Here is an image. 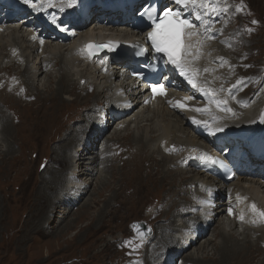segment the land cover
<instances>
[{"label": "rangeland", "instance_id": "374dc122", "mask_svg": "<svg viewBox=\"0 0 264 264\" xmlns=\"http://www.w3.org/2000/svg\"><path fill=\"white\" fill-rule=\"evenodd\" d=\"M228 2H230V0H228ZM240 6L242 7L241 14H244L246 16L253 14V18H250V20L251 19L257 20L258 25L254 26L255 30H253L250 33L249 38H246L243 42H240V47L238 49H242L240 51V54L243 55L244 57H247V59H248L247 65L249 66V68L252 67V65H253L251 62L254 63V66L262 65V64H264V0H241ZM247 23H248V21L245 24L247 25ZM19 25H21V24H19ZM7 39H8V43L6 42V46L10 49L11 47H9V46L12 45V40H11V38H7ZM7 39H5V41ZM4 47H5V42L0 43V53L2 52V53L8 54V52H10V50L7 49V51H5ZM13 53L17 56V53L12 52V54H11L12 56H9V58H8L9 61H13L16 58V56ZM6 61H4V64L6 63ZM53 61H58V60L56 58ZM0 62H1V59H0ZM22 65H23V63H21V65H20L21 68H22ZM1 67L2 66H0V68ZM56 68L54 70H52V72H54L53 74H55V75L52 74V77L49 80L50 83L47 84L46 87L43 88V92L38 89L39 86L37 87V89L42 92L41 94H46L45 90H47V89L55 90V88L57 87L58 75H56V73L59 74V67H56ZM83 68H85V67H83ZM18 72L22 73L23 70H18ZM6 73H8V72H6ZM6 73L4 72L3 69L0 72V99L2 100L6 96L7 97L8 96L9 97L14 96L15 98L18 99V102L16 101L13 103L12 99L2 100V101H4L3 102L4 104L0 102V106L2 107V112H0V114L1 115L4 114L8 118L7 121L13 125V131H14V132L12 131L11 135H10L12 138L11 140L13 142V151H14V152L12 151V155L7 154L9 152H7L6 147H4V145L2 147H0V154H1V158H0V161H1L0 162V180H1L0 181V201L4 202V204H5L4 213H6V216H7L6 217V223H4V226H5V228L7 227V230L11 228L16 233L14 235H12L11 233L13 231L12 232H10V231L5 232V230L0 229V230L4 231L2 233L3 235L0 234V242L4 241V243H5L4 247H3L4 249L3 248L0 249V264H104V263L105 264H124L129 259L134 260L133 264H135L136 261L140 260V259H143L145 264H150L151 261L148 258L151 257V255H152L151 253L155 252L154 249L157 246V242H155L156 241V239H155L156 233L154 232V228L156 230V228L158 226H162L163 221L166 219V217H169V215H172L174 212H176L177 203L179 204L181 202L180 204H182V201H184L185 199H189V198L186 197L184 194H181V196L179 195V198H181V200L178 198H175L176 196H174V202L175 203L173 201H171V203H169L171 196L166 197L168 190H170L171 188L177 190V188H173L172 185L167 184L169 182H165L161 179L163 176V173H162L163 167H161L160 165L154 166L155 164L158 163L157 159L154 160L155 163H150V162H146L144 159L140 160L141 158L138 157L135 166L136 167L139 166L142 168V172L140 173L139 177H137L135 175V172L132 171V168H130L128 170L123 166V164L126 163L127 160L129 161L131 159V157L133 156L132 154H130L128 152L129 147H130L128 145L129 140L124 135L123 130L115 129L116 133L121 135L120 138L115 139V140H117L118 142H121L123 145H125L123 147V148H125V151H124L125 153L124 152L120 153L121 155H118V157L116 158L117 161L111 164V166L113 165L116 169L113 172V174H112V169H108L111 167L110 163L108 164V167L106 166V164L103 166V168H104L102 171L103 173H101V170H102L101 165L99 166V164L101 162L98 163L99 161L97 159H95V161H91V160L89 161L88 160L87 164L80 165L84 169L94 168V169H96V173H94L93 178L91 179L90 185L88 186L85 193L83 194V198L81 199L79 204H77L74 208L72 207L71 209L69 208V206H67V207L61 206V208H57V209L51 208V207L47 208V216L50 220L51 226L53 227L51 229V232L48 233L47 235H42V234L36 235L34 232H32V229H31L30 233L27 232L26 235H24V231L26 230V228H27L26 226L28 225L27 223L24 224V222L29 220V217H28L29 216V209H30V206L32 205L34 194L36 193V191H38V192L41 191V188L43 186V184L41 183L42 173L46 171L45 177H47L48 176L47 172L50 171V169H51V171H52V169L55 170L54 172H62L64 175H66V173L68 172L67 173L68 174L67 180H69V177L72 176L74 174V172L77 173V168L76 169L73 168L72 170L70 168L69 169L70 172H69L67 165L65 163L57 162L59 164L56 163L57 165H54L53 161H50V162L48 161L49 160L47 158L48 155H50L51 158L54 157V154L52 153V151L54 149V145L57 143L59 138H61V136H59V134H57L53 137V140L51 142H49V144H47L46 148H42V147H44L42 145V142H41L42 140L39 141V144L41 146L39 144L35 145L34 142H31L33 140L30 138L29 134H27V133H29L28 132V125L30 123V118L33 117L35 114H38L40 116L39 121H42L43 124L46 127H48L47 128L48 130L54 131L55 128L53 126H51L50 122L48 125H46L45 122L43 121V119H46L47 117H49V115H51V113L54 111L55 108H54V106L51 107L50 102L48 100H46V97L44 95L37 97V100H35V101H33L34 97H32V98L27 97L26 98L24 96L25 93L23 92V91H26L24 85H23L22 90H15L14 92H12L11 90H13L14 88L12 86H9L10 84L7 82L11 81L12 84H15L16 82L19 81V79H14V77L12 75L9 76ZM15 73H16V71H15ZM214 74L216 75V73H214ZM1 78H3L2 81H1ZM19 82L22 83L21 81H19ZM74 83H76V84L78 83L77 79H75V81L73 80V84H72L73 90L75 89L73 86ZM16 84H17V86L20 85L19 83H16ZM101 84L98 86L97 90H102V85H104V84H102V85ZM33 85L37 86L36 82H33ZM77 86H79V84H77ZM80 87L83 88V85H80L79 88ZM11 88H13V89H11ZM5 91H7V92H5ZM83 92H80L79 90L75 89L74 93L69 94L70 95L69 97L72 98V100H70L68 102V105L63 108L65 113H64L62 118L66 117V118H64V121L67 118L70 119L76 113H78V115H79L80 114L79 110H82V109L90 106L92 104V102H94L93 93H89L88 91H83ZM3 93H4V95H3ZM40 98H41V100H40ZM28 99L31 102H27ZM29 103L32 105H30ZM76 103H77V105H76ZM26 104H28V105H26ZM12 106H15V108L12 109ZM162 106L163 105L158 106L159 108H161V112H159V115L160 116L168 115V116L165 117V119L167 121H164V122H163V120L161 121L159 118H157V119L155 118L156 119L155 123L158 125L157 131L159 130L160 126L166 127L165 124H167V122H170L171 126L174 125L176 128H181L182 124L179 122L180 121L179 118L171 117L168 113H166L164 111ZM8 107H9V109H8ZM14 111L18 112V116H19L18 119H16ZM149 115H151V117H152V114H149ZM44 117H46V118H44ZM93 117H95V116H93ZM93 117L91 119H93ZM20 119L23 120V122L25 121L24 127L26 129H24V131L18 130V128H19L18 120L20 121ZM79 123L80 122L75 123L74 128L77 127L79 125ZM116 123L115 124L118 126L119 125L118 122H116ZM141 125H143V123L139 124V126H141ZM54 126L56 127V126H58V124H54ZM117 126H116V128H117ZM132 128L134 129V127H131V129ZM153 129L156 131V128H153ZM115 130H109L107 132V135L102 134L103 135L102 138L98 139V141H95V143H93V144L96 146L97 145L102 146L103 143L105 142V140L107 138L111 137L112 134L115 133ZM137 131H138L137 128L134 129V132L132 131L133 136H137V137L140 136V134H141L140 131H138L139 133H137ZM157 131H156V133H157ZM41 132H44V131L40 130L39 133H41ZM160 132L161 131H159L158 133H160ZM14 133H16V134H14ZM47 134L48 133H45V135H47ZM152 135H154V134H151V136ZM94 138L95 137L93 136L92 139H94ZM152 139H153L154 143L156 144L157 138L154 137ZM24 140H25V142H24ZM43 142H45V141H43ZM38 150H40L41 153ZM4 151H6V155H3L5 153ZM74 151H77L76 147H75ZM130 152H131V150H130ZM22 154H23L24 158L21 157ZM41 154H42V157H41ZM144 155H146V154L143 153L142 157ZM16 156L17 157L19 156V158L21 159V162L18 165V167H17V164H13ZM26 156H29V157H26ZM33 157L34 158L39 157V158L34 159ZM154 157L157 158V156H154ZM38 159H39V161H38ZM33 160H36V161H33ZM11 161H12V163H11ZM18 161H19V159H18ZM126 164H125V166H126ZM151 164H152V166H151ZM74 165H76L75 167H78L77 160L73 161L71 167H73ZM13 166H14V168H13ZM45 167H46V169H44ZM164 169H165V167H164ZM167 169H168V167H167ZM27 170H28V172H27ZM16 172H18V173H16ZM158 172H160V173H158ZM118 173H120L122 176ZM150 173H155V175L149 177L148 174H150ZM117 174H118V176H117ZM158 174H160V175H158ZM180 175L181 176L177 175L178 177L176 178L175 184H179L182 181V179L185 180L184 182H186L192 174L190 172L187 173V172L183 171V173ZM30 178L33 180H31ZM4 179H5V181H4ZM39 180H41V181H39ZM29 181L31 182V184L29 183ZM61 181H62V176H61ZM134 184H135V186H130V185H134ZM31 185H32L33 189L32 188L30 189ZM73 185H77V184L73 183ZM38 186H39V188H38ZM249 186L251 188H257L258 187L257 185H254V184H249ZM104 187H106V189H104ZM187 187L189 189V186H187ZM75 188H76V186L74 188H70V191H72ZM58 189L53 190L52 193L49 192L50 195H48L47 197L49 198V200H51V202H53L55 200ZM143 191L145 192L144 195H143ZM260 191H264V190H260ZM25 193H27V194H25ZM119 193L121 195H118ZM31 195H32V197H31ZM164 195H165V197H164ZM121 196H123V197H121ZM262 196L264 197V194ZM123 198H124V200H123ZM129 198L130 199L132 198V199L130 200ZM141 198H142V200H141ZM144 198H145V200H144ZM129 200H130V203H129ZM146 200H149V201L151 200V201L149 203V201H146ZM141 201H143V203H141ZM176 201H177V203H176ZM68 202L71 203V196L69 195V192L67 194V202L64 205H67ZM112 202H113V204H112ZM138 202L141 204H138ZM121 203H124V204H121ZM116 205H118V206H116ZM120 205L123 207H121ZM152 206L155 208L153 209ZM158 206H159V208H158ZM17 207H19V208L21 207V208L19 209ZM115 208L116 209L119 208V211H118V209L116 211ZM121 208H122V210H121ZM157 208H158V210H157ZM108 210L113 215L116 214L115 215L116 217L114 219H111L109 217L110 216L109 214H111V213H108L107 212ZM104 211H105V213H108L107 216L103 215ZM114 211H115V213H114ZM126 211H127V213H126ZM151 214H152V216L149 217V215H151ZM12 221L17 223V224L14 225V223ZM149 222L152 224H149ZM165 223H167V222H165ZM217 223H219V221L213 222L210 226L209 231L207 229L206 234L202 235L201 238H199L197 241H195L191 247L187 248L184 251V253H186V254H184V255L182 254V256H183L182 259L185 256L190 255L192 257L194 256L195 258H197L196 260L200 261V263H202V264H211V263L216 264L217 263L218 258H219V254L215 250L211 251L210 246H208V247L206 246L207 249L202 248L204 243L208 242L207 241L208 239H210L211 241L214 239L212 237V234L214 233L213 229L216 230L218 228ZM102 224H103V226H102ZM141 224H146V226H148V227L151 226L152 231H151L150 235H152V237L148 241L141 243L140 246L137 248L138 241L133 237L132 226L133 225H141ZM153 225H154V227H153ZM22 228L24 230H22ZM17 231H20V232H17ZM234 233H235L236 237L241 241L244 238V236H245V238H247V235L243 234V232L242 233L238 232L236 229H234ZM259 234H261V233H259ZM10 235H12V237ZM7 236H8V238H7ZM23 236H24V238H23ZM240 236H241V238H240ZM4 238H5V240H3ZM245 238L243 240H245ZM248 238H247V242L249 245H252V247H254L256 249L264 247L262 244L257 245L255 242V239L250 240V238L249 239ZM128 239H130V241H132V244L130 245L131 247H129V245L126 243L129 241ZM259 240H261V239H259ZM263 240H264V238H263ZM10 241H12V242H10ZM133 241H135V243ZM252 241H253V243L251 244L250 242H252ZM245 242H246V240H245ZM245 242H243V244ZM8 243H9V245H8ZM10 244H11V246H10ZM142 247H144V248H142ZM130 248H131V250H130ZM171 253H177V250H175L174 252H171ZM262 260H264V253L260 256V258L255 259L254 261L257 264H261L260 262H262ZM112 262H114V263H112Z\"/></svg>", "mask_w": 264, "mask_h": 264}, {"label": "bare ground", "instance_id": "6f19581e", "mask_svg": "<svg viewBox=\"0 0 264 264\" xmlns=\"http://www.w3.org/2000/svg\"><path fill=\"white\" fill-rule=\"evenodd\" d=\"M33 2L36 3L37 5H40L41 0H33ZM43 4L47 5V2L45 0H43ZM42 9L43 8H40L39 12ZM189 16H190V19H193V16H191V15H189ZM20 24L22 25V23H20ZM17 29L18 28H16V26L9 24V25H7L6 32L3 33L2 35H0V43L5 42V47H4L5 51H7V49H9L6 46V42L8 43V39L7 38H11V40H12V45L9 46V47H11L9 49L10 52H8V54L1 52L0 53V58H3V60H8L9 56H12L11 55L12 52L17 53V56L13 53L16 56V58L13 61H9L8 60V64L5 65V66H2L1 69H3L5 73L8 72L12 76L15 75L17 77V79H19L22 82L21 84L24 85L25 89H26L25 94H24V96L26 98L34 96L36 98L35 100H37V97H39L41 95H44L46 97V100H48L50 102L51 107L54 106L55 109L51 113V115H49V117H47V118L44 117L46 119H43V121L45 122L46 125H48L49 122H50L51 126H53L55 128L54 131L48 130L47 129L48 127H46L43 124L42 121H39L40 120V116L38 114H35L33 117L30 118V123L28 125V132L29 133H27V134H29L30 138L33 140L31 142H34L35 145H38L39 141L42 140L41 142H42V145L44 146L42 148H46L47 144H49V142H51L53 140V137L55 135L59 134V136H61V138H59L57 143L54 145V149L52 151V153L54 154V157L51 158L50 155H48L47 158L49 159L48 160L49 162L53 161L54 165H57L59 163H65L67 165V168H68V171H69L73 161H75V159H74L75 154H72V153L81 152L80 146L82 145V143L85 141L86 138H89V142L90 143H92V144L95 143V140L92 139V137H91L92 135L94 136L92 124L95 122V117H93V116H95L94 115L95 114V108L97 106H102L104 108H107L109 106V104H111L113 102V100L123 101V100H120L122 98H124L125 100L130 101L131 103L133 101L138 103L139 102L138 101V95L141 94V90L140 89H135V90L128 91V89H127L128 86L125 85L126 81L123 80L125 78V76H124V74H121V72H120L121 69H122V66H117L116 69L111 67L110 71L112 72V77H114V80H110L109 79L110 77L106 76V71L105 70H102V72H101L102 75L98 71L92 70V68H91V67H93L92 63H88L86 66H84L85 68H82L80 70H76L78 74L75 72V70H71V69H74V68L79 69V67L82 66L84 60L82 61L78 57L70 55L69 51H72L74 48H75V51H76V49L81 44L83 36L87 35V37H92L94 35L93 34L94 32H97L99 34H104V32L105 33H110V31L107 30V29H103V28H100L98 26L92 27V25L86 26L84 29L78 30L75 33V37L72 40L67 42V46H68L67 49H63L62 45L53 44V43H50V42H49V45L45 44L43 46H42L41 43H36V42H32V41L30 42L26 38V34L23 33L25 31L22 32L21 28H19L20 30H17ZM32 33L28 31L27 35L29 34V36H31ZM115 33L120 34L121 32H115ZM124 33H126V32H124ZM126 34L130 35V32L129 33L127 32ZM5 39H7V40L5 41ZM191 40H192L193 44L195 45V47L193 48L194 54H195V49L196 48L200 49V53L195 59L196 62L200 61V60H206V58H204L205 55H206V46L211 41H208L209 39H205V37H201L200 38V37H197V36H194ZM197 42H202V43H197ZM219 47L221 49H223L222 46L214 44L213 47H212V53L210 54V56H213L214 54H217L218 53L217 49ZM39 49L44 50V51H42L41 53H38ZM56 58L58 59V61H56V63H53L54 62L53 60H55ZM21 63H23L24 69H22L20 67ZM231 63H233V62L230 61V64ZM201 65L204 66L205 63H202ZM56 67H59V74L56 73V75H58L57 87L55 88V90L47 89V90H45L46 94H41L43 92V88L46 87V85L50 83L49 80L52 77V74L54 73V72H52V70H54ZM209 67H210V64L207 65V68H209ZM18 70H23V72L20 73V72H18ZM15 71H16V73H15ZM120 74H121V77H120ZM53 75H55V74H53ZM213 75H215L214 72H213ZM75 79H77L78 83H79V81L81 79L85 80V84H83V88H81L82 86L79 88V86H77L78 83L77 84L74 83V85H73L74 88L76 90H79L80 92L91 90L94 87V89H95V91L93 92L94 102H92V104L90 106H88V107H86V108H84L82 110H79V113H80L79 115H78V113H76L70 119L67 118L64 121V118H66V117L62 118L64 113H65L63 108L68 105V102L70 100H72V98L69 97L70 96L69 94L74 93L75 89L73 90L72 84H73V80L75 81ZM33 82H36L37 86L33 85ZM101 83L104 84V85H102ZM100 84L102 85V90H97L98 86ZM9 86H11V85H9ZM37 87L42 92L39 91L37 89ZM11 89H13V88H11ZM118 91H120V93H118ZM5 92H7V91H5ZM174 94H176V93H174ZM3 95H4V93H3ZM175 96H177V95H175ZM169 97H170V95L168 97H166L165 100H167ZM178 98H184V97L179 96ZM7 99L8 100L12 99L13 103L16 102V101L18 102V99L15 98L14 96H11V97H9V96L7 97L6 96L2 100H7ZM2 100L0 99L1 103L4 102ZM40 100H41V98H40ZM165 100H160V101H156L155 103L151 102V103H147V104L142 105L141 106L142 109L145 110L142 113H140V111H141L140 108L137 107L132 112H128L127 115L124 117V119L122 121L118 122V124H119L118 126L124 127L122 130L124 131V135L126 136V138L129 140L128 145L130 146L128 152L133 155L129 161L127 160V162H126L127 164L124 163L123 166L126 169H128V170L130 168H132V171L135 172V175L137 177H139L140 173L142 172V168L139 167V166L138 167L135 166L138 157L141 158L140 160L144 159L146 162H150V163H155L154 160L157 159L158 163L155 164L154 166H156V165L159 166L160 165L161 167H163V170H162L163 176H162L161 179L163 181H165V182H169L167 184L172 185L173 188H177V190L172 189V188L170 190L167 189L168 192L166 194V197L167 196H171V198L169 200V203H171V201L174 202V196H176L175 198H178L180 200H181V198H179V195L181 196V194H184L186 197L189 196V192L190 191L187 189V186H193L194 187V186H196V183H197V186L199 184L201 186H206V185L208 186V185H211L212 181H210V180H208V178H206V175H210L208 163L205 160H201L198 163V168H199V172L200 173L197 172L196 174L195 173L192 174L190 176V178L186 182H184L185 180H183L181 178L182 181L179 184H175L176 178L178 176H181L180 174H182L184 170L179 169V168H177L175 170H170L169 169V165L170 164H174V160L175 159L164 156L159 151V149L157 147L158 143L155 144L152 138L156 137L157 138V142H161V141L164 142L165 141V146L168 145L167 141H168L169 144L186 143L187 145H190V146H194V145L195 146H199L200 143L197 140V138L193 134H191V132L186 128V126L184 125V121L181 118H179V120H180L179 122L182 124L181 128H176L174 125L171 126L170 122H167V124H165L166 127L165 126H160L159 130L157 131L158 125L155 123V120L157 118H159L161 121L163 120V122L167 121L165 119V117H167L168 115L160 116L159 112H161V108L158 107L159 105H163L162 106V108H163L165 106L164 105ZM77 103H76V105H77ZM26 105H28V104H26ZM30 105H32V104H30ZM262 106H264V90H262V92L260 93L258 98L255 100L254 104L252 103V109L248 111V112H251L253 114L252 119H256L255 117H257V115H258V110ZM14 108H15V106H12V109H14ZM8 109H9V107H8ZM150 109L152 111H149ZM153 111H154V113H153ZM0 112H2V107L1 106H0ZM14 114H15L16 119H18V117H19L18 116V112H15ZM149 114H152V117ZM92 117H93V119H91ZM133 118L135 119L134 123H136L134 125V129L137 128V130L140 131V133H141L140 136H138V137L137 136H133L132 133L134 132V129L133 128L131 129V126H130L131 122L129 123V121L132 120ZM231 118L234 120V122H235L236 118L243 119L241 117V115L239 114V112H237L236 114L232 115ZM7 120H8V118L4 114H2V115L0 114V147H2L4 145V147H6L7 152H9L7 154H11L12 155L13 142L11 140L12 138H11L10 135H11V132L13 131V125L10 122H8ZM77 122H80V123H79V125L77 127L74 128V124L77 123ZM18 123L20 124V125L18 124V126H19L18 130L24 131V129H26L24 127L25 121L23 122V120L20 119V121L18 120ZM115 123H114V125H115ZM141 123H143V125L139 126V124H141ZM54 124H58V126L55 127ZM153 128H156L157 133L159 131H161V132L157 134L156 131ZM40 130H42V131H44L45 133H48V134L45 135L44 132L39 133ZM138 131H137V133H139ZM14 134H16V133H14ZM151 134H154V135L151 136ZM96 136H98V133L96 134ZM120 137H121V135L116 133V130H115V133L112 134L111 137L107 138L102 146L105 147V149H107L109 147V142H111V140L116 141V144H119V143L121 144V142H118L117 140H115V139H118ZM43 141H45V142H43ZM24 142H25V140H24ZM124 146L122 145V147H124ZM75 147H76L77 151H74ZM82 148H83V150H85L83 145H82ZM130 150H131V152H130ZM38 151L40 152V150H38ZM4 152L5 153L3 155H6V151H4ZM198 152H199V150H197V153ZM143 153H145L146 155H144L142 157ZM84 156H85L84 152H81L80 158L77 160V162H78L77 173L74 172V174H73V176H76L75 180H67V176L65 177V175L62 172H54L55 170H53V169H52V171L50 169V171L47 172V174H48L47 177H45L46 171L42 173V176H41L42 177V181L41 180H39V181H41L43 186L41 188V191H39V192L36 191V193L34 192L35 194H34V197H33V202H32V205L30 206V209H29V216H28L29 220L24 222V224H26V223L28 224L26 226L27 227L26 230L24 231V235H26L27 232L30 233L31 229H32V232H34L36 235H40V234L47 235L48 233H50L51 229L53 227L51 226L50 220H49V218L47 216V208L51 207V208L57 209V208H61V206L67 207L69 205V203H70V202H68L67 205H64L67 202V194H68V192H70V188H74L75 186H76L75 191H77V192H79L80 189L82 187H84L81 192L85 193L86 189L90 185V182H91V179L93 178L94 173H96V169H94V168H90V169L86 168V169H84L80 165L87 164L88 160L89 161L90 160L91 161H95V159H97V156H93L92 154H90L89 156H85V157ZM154 156H157V158H155ZM21 157H23V154H22ZM26 157H29V156H26ZM41 157H42V154H41ZM0 158H1V154H0ZM36 158H39V157H36ZM36 158H34V159H36ZM18 159H19V161H18ZM33 161H36V160H33ZM38 161H39V159H38ZM20 162H21V159L19 158V156L18 157L16 156L15 157V161L13 162V164H17V167H18ZM57 162H59V163H57ZM110 162H113V161H110L109 159H104L99 164V166L101 165V169H102L101 173H103L102 172L103 169H104L103 166L106 164V166L108 167V164ZM11 163H12V161H11ZM111 164L112 163H110V166H111ZM125 164H126L127 167L125 166ZM151 166H152V164H151ZM164 167H165V169H164ZM167 167H168V169H167ZM13 168H14V166H13ZM44 169H46V167ZM108 169H112V174L116 170L113 165L110 168H108ZM203 169L207 170V173H204ZM27 172H28V170H27ZM254 172L257 173V170H254ZM16 173H18V172H16ZM67 173H66V175H67ZM120 173H118V174H120ZM158 173H160V172H158ZM118 174H117V176H118ZM153 175H155V173L148 174L149 177H151ZM158 175H160V174H158ZM61 176H62V181H61ZM31 180H33V179H31ZM4 181H5V179H4ZM245 181H246V183L243 185V187H247L249 193H251V194L255 193V194L259 195L262 203L264 204V197L262 196L264 194V191H260V190H264L263 189L264 188V182H262L264 180H261L260 178H258L257 180L255 178H250V179H245ZM29 183L31 184L30 181H29ZM73 183H76L77 185H73ZM249 184H254V185H257L258 187L257 188H251L249 186ZM212 185H216V184L212 183ZM232 185H234V186H236L238 188H241L242 187V180L239 179L238 181L232 183ZM130 186H135V184L134 185H130ZM216 186L219 187L220 185H216ZM31 188H32V185L30 186V189ZM38 188H39V186H38ZM56 189H58L56 198H55V200L53 202H51V200H49V198L47 196L50 195L49 192L52 193L53 190H56ZM104 189H106V187H104ZM27 193H25V194H27ZM144 193L145 192L143 191V195H144ZM118 195H121V194L119 193ZM31 197H32V195H31ZM121 197H123V196H121ZM164 197H165V195H164ZM123 200H124V198H123ZM130 200H129V203H130ZM141 200H142V198H141ZM144 200H145V198H144ZM186 200L187 199H185V201ZM146 201H149V200H146ZM150 201H149V203H150ZM141 203H143V201H141ZM141 203L138 202V204H141ZM176 203H177V201H176ZM180 203L179 204L177 203L176 212H174L172 215H169V217H166V219L163 221V225L162 226H158L156 228V230H155V233H156L155 234V239L158 240L157 242L159 244H161L162 246H166L168 248L169 252H174L175 250H177V247L180 248L181 245H183V243H185L187 241V239L183 237L182 230L186 227L185 224H186V221H187V218L189 217V215L188 214H184L181 211V208H182V206L184 204H180ZM112 204H113V202H112ZM121 204H124V203H121ZM222 204L223 203H221L220 205H222ZM116 206H118V205H116ZM121 207H123V206H121ZM17 208H19V207H17ZM154 208L155 207H153V209ZM117 209L119 211V208H117ZM117 209H116V211H117ZM219 209H223V206H221ZM121 210H122V208H121ZM4 211H5V204H4V202L0 201V229L5 230V232L6 231H8V232L9 231L10 232L13 231L11 234L14 235L16 233L14 230H12L11 228L7 230V227L5 228V226H4V223H6V217H7L6 213H4ZM127 211H126V213H127ZM107 212L111 213L109 210ZM215 212L217 214L220 211H215ZM108 213H105V211H104L103 215L107 216ZM114 213H115V211H114ZM188 213L190 215L192 214L191 211H189ZM109 215H110L109 217L111 219H114L116 217L115 216L116 214L113 215L111 213ZM165 222H167V223H165ZM196 222H200V219L198 218V216L196 217ZM13 223H14V225L17 224L15 222H13ZM217 224L216 225L218 226V228L216 230L213 229L214 233L212 234V237L214 239L212 241L210 239H208L207 240L208 242H205L203 247H202L203 249H207V247L210 246L211 247V251L215 250L219 254L218 261H217V263L216 262L215 263L216 264H257L254 260L260 258V256L264 253V247L258 248L259 249L258 250L256 248L252 247V245H249L248 242H247V238H248L249 234H247L246 232H243V234L244 233L247 234V238H245V236H244L246 242H245V240H243L244 238L242 239V241L239 240L236 237L235 233H234V229H236V227L233 228L230 225V222H222L219 219V223H217ZM102 226H103V224H102ZM209 226H211V225H208V227ZM2 230H0V234L1 235H3L2 233L4 232ZM22 230H24V229L22 228ZM17 232H20V231H17ZM253 233L254 234L258 233V235H260V238H258L255 241L256 244L257 245L258 244L261 245L263 243L262 245L264 246V241H263L264 228H262L259 231H255ZM259 233H261V234H259ZM12 235H10V236L12 237ZM7 238H8V236H7ZM23 238H24V236H23ZM240 238H241V236H240ZM259 239H261V240H259ZM3 240H5V238ZM128 240L130 241V239H128ZM197 240H198V238L195 241H197ZM10 242H12V241H10ZM133 242L135 243V241H133ZM243 242H245L246 244L244 243L245 244L244 245ZM250 243L252 244L253 241L250 242ZM4 244H5L4 241L0 242V249H2L4 247ZM192 244L193 243H191L189 247H191ZM8 245H9V243H8ZM10 246H11V244H10ZM129 247H131V246H129ZM142 248H144V247H142ZM130 250H131V248H130ZM196 259L197 258H195L194 256L192 257L190 255H187L182 260H183V264H185V263L202 264V263H200V261H198ZM112 263H114V262H112ZM260 263L264 264V260H262V262H260Z\"/></svg>", "mask_w": 264, "mask_h": 264}, {"label": "snow or ice", "instance_id": "6c2138e0", "mask_svg": "<svg viewBox=\"0 0 264 264\" xmlns=\"http://www.w3.org/2000/svg\"><path fill=\"white\" fill-rule=\"evenodd\" d=\"M23 3L34 9L37 7V4L34 3L33 0H23ZM76 3L77 0H67L66 6L68 8H72ZM174 3L179 7L176 9L164 7L159 15H156L157 9L155 8L145 10L144 13H141L142 16L147 15L148 20L151 21V24L149 25L151 30L147 33V39L151 42V48L154 49L156 53L162 55L166 64H170L174 68L178 69L180 74L188 80V83L191 84L193 88H196L204 94H210L213 97V101L216 104L217 108H219L221 111L232 112L233 110L230 107H227V99H216V92L214 90H207L197 83V72L190 67V64L200 53V49L196 48L194 54L193 48L195 47V45L191 40L192 37L200 34L196 31L197 27L204 30L203 35L205 39H214V36L210 35V33L215 22L211 19H206L205 17H208L210 14H217L218 11L221 10L227 11V7L218 9L217 6L211 2V0H174ZM43 6V0H41L40 7L43 8ZM52 6L55 5H52L49 0V7ZM61 10L63 11V5H61ZM185 10L188 11V15L194 17V20L189 19L188 15H185ZM241 10V6L236 7L237 12H240ZM194 21H198L199 25H197ZM53 23H55V20H53ZM251 23L256 24L258 23V21L253 20ZM65 30L66 29L61 28V31ZM220 31L222 32V29ZM247 31L250 33L252 29L248 28ZM33 39H36V37L33 36ZM41 44H43L42 40ZM105 47L108 46L95 45L93 43H89L86 45L89 55L93 54L95 50H102ZM109 50H111V48H109ZM145 51H147V49H142L137 54L143 55ZM218 59L221 61V67L227 63V61H225L223 57H219ZM203 71L208 72L209 69L204 68ZM240 83L241 81L238 80L237 84ZM150 87L154 96L166 95L164 84L153 83L150 85ZM233 87H235V85H233ZM220 91H223V88H221ZM192 98L193 97L189 96L186 97L185 100H191ZM232 99H235V97L233 96ZM169 103L172 104L173 107H179L181 109L186 107V104L179 101L175 103L169 101ZM193 110L196 112L207 111V109L201 108H196ZM193 122L203 124L205 127H209L207 121H197L194 119ZM254 122L255 121H253V123ZM260 122L264 123V114H262ZM221 131H223V128L217 127L214 131H212V134ZM201 159L213 164L219 163L221 167H225L223 162H219L215 159H212L211 157H201ZM251 211L255 215L264 218V210L257 209L254 203L251 205ZM228 213L229 215L233 214L232 208L228 209ZM239 219L243 221L244 216L241 215ZM252 223L255 224L256 220H253ZM134 228H138V226H134ZM139 235L140 237H143L145 233L140 232ZM126 243L130 246L132 244V241H128ZM139 246L140 245H137V247Z\"/></svg>", "mask_w": 264, "mask_h": 264}, {"label": "water", "instance_id": "95a60500", "mask_svg": "<svg viewBox=\"0 0 264 264\" xmlns=\"http://www.w3.org/2000/svg\"><path fill=\"white\" fill-rule=\"evenodd\" d=\"M134 226H138V228H134ZM132 227L133 234L141 240H145L150 235L149 231H145V235L143 237H140L139 233L143 231L139 228V225H133Z\"/></svg>", "mask_w": 264, "mask_h": 264}]
</instances>
